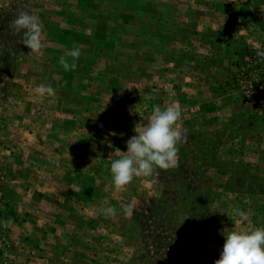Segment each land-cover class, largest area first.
Wrapping results in <instances>:
<instances>
[{
  "label": "rangeland",
  "instance_id": "rangeland-1",
  "mask_svg": "<svg viewBox=\"0 0 264 264\" xmlns=\"http://www.w3.org/2000/svg\"><path fill=\"white\" fill-rule=\"evenodd\" d=\"M19 9L46 47L0 68V264H215L223 233L264 228V0H0ZM173 103L178 167L116 190L112 160Z\"/></svg>",
  "mask_w": 264,
  "mask_h": 264
},
{
  "label": "clouds",
  "instance_id": "clouds-1",
  "mask_svg": "<svg viewBox=\"0 0 264 264\" xmlns=\"http://www.w3.org/2000/svg\"><path fill=\"white\" fill-rule=\"evenodd\" d=\"M12 34L17 36L18 43H22L30 49L29 55L42 56L46 47L43 36V24L38 16L27 10L19 9L10 24ZM82 51L79 46L73 45L67 54L72 58L69 62L65 56H61L59 64L65 71H73L77 67L76 61ZM257 55L264 59V50H257ZM35 96L43 102L46 97H53L56 89L51 85L40 84L33 89ZM182 119V108L178 103L153 107L152 115L147 124L136 125L137 133L127 142V151L123 155L113 159L110 165L113 184L116 190H122L131 184L135 177L152 178L159 176V170L167 171L178 167L179 147L185 140V131L181 129L179 121ZM156 183L153 178L150 181ZM105 216H113L116 209L113 207L102 208ZM125 214L131 216L134 206L129 204L125 208ZM238 222L248 220L244 211H237ZM11 218L4 222L7 227ZM225 239L219 259L215 264H264V228L254 227L246 231H231Z\"/></svg>",
  "mask_w": 264,
  "mask_h": 264
},
{
  "label": "trees",
  "instance_id": "trees-1",
  "mask_svg": "<svg viewBox=\"0 0 264 264\" xmlns=\"http://www.w3.org/2000/svg\"><path fill=\"white\" fill-rule=\"evenodd\" d=\"M13 12H0V68L4 69L12 58V48L18 49V37L12 34L10 24L15 18Z\"/></svg>",
  "mask_w": 264,
  "mask_h": 264
}]
</instances>
